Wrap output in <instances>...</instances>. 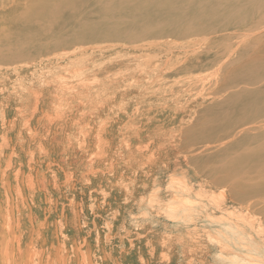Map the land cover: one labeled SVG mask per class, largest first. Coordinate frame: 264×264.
Returning a JSON list of instances; mask_svg holds the SVG:
<instances>
[{
    "label": "rangeland",
    "instance_id": "1",
    "mask_svg": "<svg viewBox=\"0 0 264 264\" xmlns=\"http://www.w3.org/2000/svg\"><path fill=\"white\" fill-rule=\"evenodd\" d=\"M85 1L53 17L61 2L0 0V47L15 54L0 59V264H264V210L231 201L185 159L211 139L200 119L218 96L215 74L233 76L228 43L202 70L192 68L207 45L198 39L123 36L57 51L66 23L78 37L102 15L101 0ZM255 43L263 55L264 35ZM182 176L187 196L173 190ZM186 197L195 209L173 218ZM220 223L243 224L250 241L222 238Z\"/></svg>",
    "mask_w": 264,
    "mask_h": 264
},
{
    "label": "bare ground",
    "instance_id": "2",
    "mask_svg": "<svg viewBox=\"0 0 264 264\" xmlns=\"http://www.w3.org/2000/svg\"><path fill=\"white\" fill-rule=\"evenodd\" d=\"M42 1L54 4V6L50 5L48 10L51 9L50 7H57L58 2H61L56 9H53L55 12L53 17L57 16L56 14L60 15V11L64 8H71L74 4L80 7L86 2L85 0ZM98 5V13L102 15L97 14L96 16L99 17L87 25L90 32L75 37L72 35L73 29L66 23L64 25L65 36L58 46L105 40L115 43L124 41L123 36L126 37V40L132 38L133 40L137 38L161 40L166 38L169 41L189 40L188 42H190V40L198 39L202 43L203 41L207 42V45L204 49H200L201 51L196 52L197 56L193 55L195 61L192 64L195 66L192 68L193 70H202V68L214 66L213 63L210 64L206 60L210 53L214 57L216 55L219 57L218 44L222 41L228 43L227 49L225 48L228 52V54L226 53L228 57H226L232 64L233 76L227 81H219L221 77L218 78V73L215 74L211 82L215 86V92H212L211 96L214 94L218 96L210 97L203 104L205 110L202 111L204 115L200 119V121L203 120L202 122L207 120L211 123L210 128L204 130L211 139L207 145H203L204 148L199 146L198 149H195L194 147L196 153L193 152V155L185 157V159L191 162L196 161L199 174L208 177L210 184L226 186L231 201L242 202L246 206L263 211L264 50H262L263 55L257 56L260 48L255 41L264 35V0H101ZM108 12L111 14H107ZM63 14L68 13L64 12ZM133 16L143 18L135 21L132 19ZM98 19L100 22H97ZM131 27L133 30L136 28L138 34L136 30L133 33L130 31L126 33ZM248 42H252V44L247 48V51L236 54L239 47ZM4 46H8V48H4ZM58 46H54L57 47V51L64 48ZM212 46L217 49L212 50ZM224 46L226 47V45ZM12 50L11 45L4 44L0 47V59H14L15 54H13V58L10 57ZM223 52L224 50L220 51L222 54ZM203 57L207 59L205 60ZM221 62L223 61L221 60ZM219 64L216 66H220ZM216 69L214 70L216 71ZM193 70H184L183 72ZM209 75L207 74V76ZM207 165L210 167H206ZM174 181H177L173 184L174 186L177 184L180 186L183 183L182 187L180 186L181 190L173 189L172 185L175 192L182 191L186 196L192 192V185H189L190 181L187 182L186 176ZM203 186L208 189L207 186ZM212 191L209 188L206 193L211 194ZM204 195L203 192L198 193L200 198H203ZM183 204L182 207H177V210H171L170 215L173 218L181 220L182 216L189 217V211L195 209H191L192 203L189 197H186ZM171 216L169 217L168 213V217L172 218ZM220 226L222 238L225 239L227 238L225 235H228L230 240L244 246L250 241L249 234L243 224H240L239 228L232 223L227 225L220 223ZM247 251L248 255L245 252L242 253L247 256L258 254L255 249ZM235 261L234 259L233 262L235 263ZM261 262L263 263V261Z\"/></svg>",
    "mask_w": 264,
    "mask_h": 264
}]
</instances>
